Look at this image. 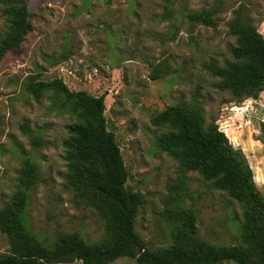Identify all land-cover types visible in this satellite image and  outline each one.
Masks as SVG:
<instances>
[{"label": "rangeland", "instance_id": "obj_1", "mask_svg": "<svg viewBox=\"0 0 264 264\" xmlns=\"http://www.w3.org/2000/svg\"><path fill=\"white\" fill-rule=\"evenodd\" d=\"M27 7L30 32L0 60V208L13 207L47 245L67 232L88 244L106 236V218L68 182L75 167L69 126L88 123L91 115L53 88L38 95L27 88L61 79L70 90L105 94L104 116L127 170L126 187L142 197L133 225L147 247L171 246L186 210L204 246L242 243L243 202L161 114L184 104L214 120L245 154L264 201V89L236 101L214 73L233 60L234 16L249 19L264 36V0H27ZM7 8L0 1V38ZM29 163L32 178L23 174ZM8 248L0 232V254ZM104 264L139 263L121 256Z\"/></svg>", "mask_w": 264, "mask_h": 264}, {"label": "trees", "instance_id": "obj_2", "mask_svg": "<svg viewBox=\"0 0 264 264\" xmlns=\"http://www.w3.org/2000/svg\"><path fill=\"white\" fill-rule=\"evenodd\" d=\"M0 1L8 6L7 28L0 38L1 60L20 47L32 22L27 0ZM207 15L211 21L210 14ZM229 28L236 35V44L231 47L233 60L214 67V73L221 79L222 91L228 92L233 100L257 98L264 89V36L249 19L238 15L229 22ZM27 88L35 95L53 88L91 115L90 122L69 126L74 135V148L68 158L74 160L75 167L68 175V182L79 199L106 218V236L101 242L88 244L76 232H67L53 245H47L27 230L13 207L6 206L0 208V232L6 235L9 248L0 254V264H104L121 256L134 257L139 264H219L224 261L264 264V201L245 154L231 145L214 120L207 122L195 108L184 104L171 105L161 114L190 150L228 180L233 195L243 202L247 224L242 243L217 248L204 246L197 237L195 216L191 210H186L181 214L184 229L173 233L174 243L154 250L147 247V242L134 230L142 197L126 187L127 170L104 116L105 94L95 96L82 90H70L61 79L33 81ZM260 133L264 143V123ZM23 174L33 177L34 168L30 163ZM184 235H190V245L180 242Z\"/></svg>", "mask_w": 264, "mask_h": 264}]
</instances>
